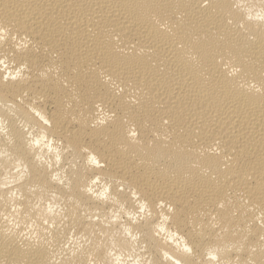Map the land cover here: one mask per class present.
Wrapping results in <instances>:
<instances>
[{"label":"bare ground","instance_id":"1","mask_svg":"<svg viewBox=\"0 0 264 264\" xmlns=\"http://www.w3.org/2000/svg\"><path fill=\"white\" fill-rule=\"evenodd\" d=\"M203 3L0 0V23L28 33L33 41L27 51L13 55L18 63L27 62L31 78L0 85V94L13 101L25 91L29 100L42 97L40 106L47 108L56 134L69 138L77 150L87 144L102 155L109 164L106 175L123 177L153 204L158 199L173 203L174 223L188 234L197 255L217 239V229L200 213L216 212L219 228H229L226 239L243 247L239 256L244 264L249 247L259 246L257 237L264 232L255 224L244 231L252 213L242 214L238 199L243 194L264 210V95L245 92L239 82L255 80L264 87V27L247 26L255 36L249 40L237 27L241 17L231 0H207L206 7ZM156 21L168 31H161ZM113 35L119 36L118 43ZM218 60L238 66V76L230 79ZM101 73L111 75L124 91L117 95ZM63 80L68 88L61 86ZM67 102L72 107L65 110ZM98 103L114 118L102 128H91ZM133 125L139 132L134 143L126 136ZM216 139L222 155L232 158L223 171L219 157L197 152ZM16 149L22 150L19 141ZM34 177L38 182L47 178L39 171ZM76 183L73 194L86 202L75 192ZM221 199L226 207L218 210ZM188 219L203 224L200 234L188 230ZM138 227L150 248L156 247L148 226ZM0 254L20 258L7 242H0ZM41 255L39 250L28 254L27 264H42ZM227 255L237 253L234 249ZM257 264H264V252Z\"/></svg>","mask_w":264,"mask_h":264},{"label":"clouds","instance_id":"2","mask_svg":"<svg viewBox=\"0 0 264 264\" xmlns=\"http://www.w3.org/2000/svg\"><path fill=\"white\" fill-rule=\"evenodd\" d=\"M231 4L241 17L237 27L248 34L249 40H255L247 26L256 30L264 27V0H231ZM202 6H207V0ZM156 23L161 31H168L166 24ZM227 23H232L231 18ZM111 39L118 43L119 36L113 35ZM32 46L28 33L0 23V85L31 78L27 62L18 63L13 55ZM196 59L189 57L192 62ZM217 62L230 79L241 71L238 66ZM101 78L117 95L124 91L123 85L113 81L111 75L101 73ZM60 83L69 87L66 80ZM239 87L247 93L264 95V87L255 80L240 81ZM27 97V91L14 101L0 94V242L14 246L20 254V258L0 254V264L10 261L27 264L25 257L37 250L42 253V264H185L189 259L194 264H241L239 253L243 247H236L226 239L229 228L227 225L219 228L216 212L200 213L217 229V239L206 244L197 255L188 234L174 223L173 203L158 199L153 204L123 177L106 175L109 164L102 155L87 144L77 150L69 138L57 135L47 108L40 106L43 98L37 101ZM71 107L70 102L64 104L65 110ZM95 109L89 123L91 128H102L114 118V113L99 103ZM70 118L75 122L74 116ZM162 123L167 125L169 121L165 119ZM154 135L168 139L159 132ZM126 136L134 143L139 132L133 125L126 129ZM18 141L22 150L16 149ZM197 152L201 157H219L222 171L231 166L232 158L222 155L219 139ZM193 167L199 164L194 163ZM35 171L46 174V181L38 182ZM77 181L75 192L86 202L73 194ZM238 199L245 209L242 214L252 213L244 231H250L253 224L264 229V210L243 194ZM225 207V200L217 201L216 209ZM238 211L233 210L232 216ZM144 225L149 228L151 240L157 242L154 248H150L138 227ZM187 228L200 234L203 224L188 219ZM257 239L261 243L249 247L244 264H257L264 252V232ZM234 249L237 255L228 256Z\"/></svg>","mask_w":264,"mask_h":264}]
</instances>
